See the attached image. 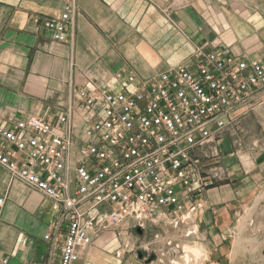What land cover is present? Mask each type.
<instances>
[{
  "label": "crops",
  "instance_id": "0c3cea01",
  "mask_svg": "<svg viewBox=\"0 0 264 264\" xmlns=\"http://www.w3.org/2000/svg\"><path fill=\"white\" fill-rule=\"evenodd\" d=\"M75 2L72 37L59 42L44 22L59 17L64 0H0V123L34 115L57 124L70 102L79 103L77 93L85 86L107 88L119 73L155 77L212 51L264 63V0ZM232 119L222 134L194 150L204 179L212 171L208 168L219 171L200 193L202 207L194 219L200 214V223L206 222L215 251V237L223 239L231 229L228 221L249 208L253 224L242 236L264 254V88ZM73 123L72 159L83 139L76 113ZM69 175L73 178L72 168ZM0 194L6 198L0 211V264L3 259L56 264L61 239L44 236L60 222L62 210L54 211L50 199L1 166ZM80 253L85 264L112 261L96 248Z\"/></svg>",
  "mask_w": 264,
  "mask_h": 264
},
{
  "label": "built area",
  "instance_id": "2783aa9c",
  "mask_svg": "<svg viewBox=\"0 0 264 264\" xmlns=\"http://www.w3.org/2000/svg\"><path fill=\"white\" fill-rule=\"evenodd\" d=\"M75 10V0H64L59 17L44 22L54 40L72 37ZM263 88V62L214 51L151 78L119 73L107 88L79 90V103L70 102L57 124L34 115L0 123V166L62 210L44 236L61 239L56 264L79 261L106 233L119 242L130 229L183 224L189 236L200 193L219 177L215 168L203 178L194 150L222 134ZM75 113L83 139L72 159ZM5 200L0 194V211ZM120 242L117 258L128 246Z\"/></svg>",
  "mask_w": 264,
  "mask_h": 264
},
{
  "label": "rangeland",
  "instance_id": "374dc122",
  "mask_svg": "<svg viewBox=\"0 0 264 264\" xmlns=\"http://www.w3.org/2000/svg\"><path fill=\"white\" fill-rule=\"evenodd\" d=\"M243 149V151H246L245 147ZM256 151H259V149H256ZM198 166L201 167V165ZM216 167L213 166L208 169L211 170ZM248 212L249 208L236 217L238 220L228 221L231 229L227 230L223 239L219 238V236L215 237L217 244L215 251L212 237L208 236L206 227L203 228L206 222L202 220L203 223H200V214L193 219L196 233L189 236H185V231L188 229L186 225L181 224L178 228H173L170 225L161 224L147 227L140 236L135 230H128V234L121 236L119 239L121 244L123 242L128 243L119 258L115 254V247L118 246L119 242L115 239L113 233H106L96 239L94 244L89 247V250L96 248L105 253L112 259L109 264H117V262L119 264H175L176 262L177 264H186L187 258L188 260L190 259V264L196 261L200 262V264H264V254L259 252V247L254 245L251 238L242 236L246 228H252L253 219L250 218ZM232 227H235V229ZM231 231L232 233H230ZM156 233L159 235L157 239L154 236ZM216 233H221V230L216 229ZM167 239H170L171 245H167ZM176 244L178 247L175 246ZM185 245L189 246L190 249L196 248L195 251L197 250L198 254L190 251V253L185 252L183 249ZM123 247L125 246L122 244ZM220 248L225 251L222 255L218 253ZM85 251H83L82 255H85ZM139 251L144 254L142 258L138 255ZM149 254H155L156 259L147 263L145 258ZM194 255L197 256L194 257ZM85 262V256H83L77 264H85Z\"/></svg>",
  "mask_w": 264,
  "mask_h": 264
},
{
  "label": "bare ground",
  "instance_id": "6f19581e",
  "mask_svg": "<svg viewBox=\"0 0 264 264\" xmlns=\"http://www.w3.org/2000/svg\"><path fill=\"white\" fill-rule=\"evenodd\" d=\"M183 249H184L185 252H189V251H190V252L197 253V250L195 251L196 248H195V249H194V248H193V249H192V248L190 249V247H189V246H186V245L183 247ZM200 249H201V248H200ZM190 252H189V253H190ZM194 253H192V254H194ZM197 254H198V253H197ZM200 254H201V253H200ZM187 256H188V255H187ZM196 256H197V255H196ZM196 256L194 255V257H196ZM185 257H186V255H185ZM194 257H193V258H194ZM198 257H199V256H198ZM194 259H195V258H194ZM194 259H193V260H194ZM189 260H190V259H189ZM189 260H188V258L186 259V261H187L186 264H190V263H189ZM174 263H175V262H174ZM175 264H177V262H176ZM183 264H184V263H183ZM191 264H200V262H197V261H196V262L191 263Z\"/></svg>",
  "mask_w": 264,
  "mask_h": 264
},
{
  "label": "water",
  "instance_id": "95a60500",
  "mask_svg": "<svg viewBox=\"0 0 264 264\" xmlns=\"http://www.w3.org/2000/svg\"><path fill=\"white\" fill-rule=\"evenodd\" d=\"M136 232L138 233V234H141L142 233V231L140 230V229H136ZM139 253H140V251H139ZM140 257V256H139ZM141 258V257H140ZM156 259V255L155 254H151L148 258H147V262H150V261H152V260H155Z\"/></svg>",
  "mask_w": 264,
  "mask_h": 264
},
{
  "label": "flooded vegetation",
  "instance_id": "af4514ba",
  "mask_svg": "<svg viewBox=\"0 0 264 264\" xmlns=\"http://www.w3.org/2000/svg\"><path fill=\"white\" fill-rule=\"evenodd\" d=\"M141 234H142V233H141ZM138 255H139L141 258L144 256V254L141 253V252H140V253L138 252ZM150 255H151V254L147 255V258H148ZM147 258H145V260H147ZM150 262H151V261H150ZM147 263H149V262H147Z\"/></svg>",
  "mask_w": 264,
  "mask_h": 264
}]
</instances>
